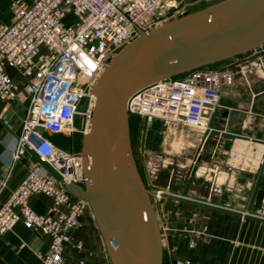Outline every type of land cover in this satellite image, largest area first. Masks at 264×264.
Segmentation results:
<instances>
[{"label":"built area","instance_id":"obj_1","mask_svg":"<svg viewBox=\"0 0 264 264\" xmlns=\"http://www.w3.org/2000/svg\"><path fill=\"white\" fill-rule=\"evenodd\" d=\"M184 0H19L12 5V18L0 24V99L12 101L17 90L5 72V64L19 68L26 80L28 97L20 132L8 144L9 166L28 155L30 146L57 170L66 182H84L89 157L81 151L61 149L45 132H85L93 106V86L123 47L183 12ZM174 10L170 15V10ZM184 14V13H183ZM264 68V45L254 55ZM234 83L227 69L210 65L180 76L156 80L131 93L125 102L129 118H159L178 122L203 134L214 131L213 122L226 88ZM81 117L79 129L76 116ZM43 128V132L38 131ZM9 173L0 180L6 184ZM32 193L50 197L44 215L33 211L27 199ZM159 196V191L155 195ZM264 197V194H263ZM65 208V210L62 209ZM90 211L87 201L70 193L40 164L34 165L0 205V236L22 221L50 237L48 250L37 253L41 264H67L63 247L80 252L81 240L72 230ZM257 211L264 218V198ZM74 264H84L78 258ZM173 264H196L177 258Z\"/></svg>","mask_w":264,"mask_h":264},{"label":"crops","instance_id":"obj_2","mask_svg":"<svg viewBox=\"0 0 264 264\" xmlns=\"http://www.w3.org/2000/svg\"><path fill=\"white\" fill-rule=\"evenodd\" d=\"M16 1L0 0V24L11 21ZM184 1L183 9L189 7L193 12L221 0ZM254 55L232 58L225 67L234 78L233 85L226 88L232 96L227 109L237 113L234 122L223 118L219 108L213 125L220 124L222 129H215L202 141V132L156 118L147 125L151 133L157 126V142L149 134L142 148L138 144L144 181L159 191L156 205L164 240L162 264H173L177 258L196 264H264V218L246 216L261 213L253 204L256 191L264 188V112L255 107L258 94L264 92V77L258 68L261 61L251 58ZM5 72L17 97L0 99V180L9 173L6 184L0 186V205L37 164L28 154L9 166L7 146L20 132L28 97L22 88L26 80L22 71L6 63ZM162 192L173 198L160 196ZM27 203L44 215L53 201L32 193ZM71 233L82 241L83 249L77 252L65 244L67 264L80 257L84 264H110L92 212L84 213ZM49 243L47 234L18 221L0 236V264H41L37 253H45Z\"/></svg>","mask_w":264,"mask_h":264},{"label":"water","instance_id":"obj_3","mask_svg":"<svg viewBox=\"0 0 264 264\" xmlns=\"http://www.w3.org/2000/svg\"><path fill=\"white\" fill-rule=\"evenodd\" d=\"M263 45L264 0H221L184 13L140 32L96 80L90 119L81 141L80 151L89 157L82 185L66 182L47 160L26 146L32 162L89 203L112 264H162L163 256L159 220L150 200L157 193L146 188L135 163L126 98L156 80L206 67ZM255 107L264 112V92L258 94ZM221 113L230 122L236 120L237 113L227 109ZM76 120L79 128L81 117L77 115ZM147 123L144 118L141 148ZM37 129L43 132L42 127ZM263 194L264 188L256 191L254 207H260ZM160 196L173 198L163 192Z\"/></svg>","mask_w":264,"mask_h":264},{"label":"rangeland","instance_id":"obj_4","mask_svg":"<svg viewBox=\"0 0 264 264\" xmlns=\"http://www.w3.org/2000/svg\"><path fill=\"white\" fill-rule=\"evenodd\" d=\"M189 12H192V10H190V8L188 7L186 10L183 9V12H180V13H175L173 16H171V18H169L167 21H171V19H174V18H177L179 17L180 15H182L183 13H189ZM261 49V47H258L256 48V50H253V51H250V52H247L245 54H256V52H259ZM244 54V55H245ZM243 54H240L239 56H242ZM239 56H236V57H233V59L235 58H239ZM232 60V58H229V59H226L224 61H222L223 63H219V64H213V65H210L212 68H216V69H223L225 67H227L228 63H230V61ZM259 70L261 71L262 73V76L264 77V68L263 66H258ZM182 74H179V75H175V76H180ZM255 76V74L253 75ZM231 98L232 96H228V94H225L222 101H221V107L220 109L224 110V109H227V107H231ZM228 110V109H227ZM133 118V117H131ZM136 119H140V118H136ZM141 123H139V125L137 126L136 130L132 131V138H131V148L133 149V155H134V159H135V163H136V166L138 167V170H139V174H140V177L143 181V183L145 184L146 188L147 189H150L149 187V184L146 183V181H144V173H143V169L142 167L140 166L139 164V153H138V143H139V137H140V127H141ZM214 129L216 130H219V129H222V126H220V124H215L213 125ZM215 131V130H214ZM216 132V131H215ZM78 134V133H77ZM44 135L46 137H48L54 144H56L58 147H60L61 149H64L66 151H73V152H77V151H80L81 150V141H82V137L80 134H78V139L74 140L72 139L71 135H66V134H48L47 132L44 133ZM158 179H155L153 182L156 183ZM157 198L153 195V196H150V200H151V203H152V207H153V210H154V214L155 216H157V208H156V200ZM92 212V211H91ZM157 219H158V216H157ZM159 229H160V224H159ZM160 233H161V229H160ZM161 239H162V244H163V236H162V233H161ZM109 262L110 264L111 263V260H110V255H109Z\"/></svg>","mask_w":264,"mask_h":264},{"label":"flooded vegetation","instance_id":"obj_5","mask_svg":"<svg viewBox=\"0 0 264 264\" xmlns=\"http://www.w3.org/2000/svg\"><path fill=\"white\" fill-rule=\"evenodd\" d=\"M142 121L143 120H141V119H136V118H129V133H130V139L132 138V131H134V130H136V128H137V126L139 125V123H141L142 124ZM148 124V123H147ZM77 129H79V128H77ZM141 129H142V125H141V127H140V137H141ZM158 130H157V126L155 127V129H154V131L153 132H155V133H151L150 131H149V129H148V125L146 126V136H148L149 134L150 135H152L153 137H154V141L155 142H157V137H158V134H159V132H157ZM80 134L81 135V137H83V131L82 130H74L73 132H71L70 134H66V135H71V137H72V139H78V134ZM146 136H145V138H146ZM207 136L208 135H206V134H202V141L203 140H205V138H207ZM140 137H139V147H140ZM132 141V140H131ZM150 190H153V191H156L155 189H152V188H150ZM156 193H157V191H156ZM155 196V195H154ZM156 208H157V205H156Z\"/></svg>","mask_w":264,"mask_h":264},{"label":"trees","instance_id":"obj_6","mask_svg":"<svg viewBox=\"0 0 264 264\" xmlns=\"http://www.w3.org/2000/svg\"><path fill=\"white\" fill-rule=\"evenodd\" d=\"M228 59H229V58H228ZM225 60H226V59H225ZM222 61H224V60H222ZM222 61H221V62H218V63H215V64L223 63ZM212 65H213V64H212Z\"/></svg>","mask_w":264,"mask_h":264},{"label":"bare ground","instance_id":"obj_7","mask_svg":"<svg viewBox=\"0 0 264 264\" xmlns=\"http://www.w3.org/2000/svg\"><path fill=\"white\" fill-rule=\"evenodd\" d=\"M252 66V65H251ZM248 68H250V67H248ZM246 69V68H245ZM93 99H94V94H93ZM86 131V130H85ZM89 164V163H88Z\"/></svg>","mask_w":264,"mask_h":264}]
</instances>
